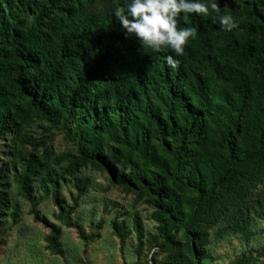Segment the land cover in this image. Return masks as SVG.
<instances>
[{
  "label": "rangeland",
  "instance_id": "374dc122",
  "mask_svg": "<svg viewBox=\"0 0 264 264\" xmlns=\"http://www.w3.org/2000/svg\"><path fill=\"white\" fill-rule=\"evenodd\" d=\"M72 2L73 6L80 7L83 16L112 14L115 17L120 3L129 0H94L91 5H87L86 0ZM217 2L221 14L231 15L236 21L243 17L239 0ZM46 5V0H5L1 14L9 30L21 35L35 21L41 22L37 17ZM61 8L59 5L45 10L46 17L41 22L44 30L47 24H53L51 20L65 18ZM199 15L216 20L211 9L207 16ZM180 18L183 20L185 15L181 14ZM242 36L243 33L210 34L204 40L197 35L190 38L183 56L190 62L191 86L185 90L202 93V88H206L210 94L230 91L238 63L228 47ZM0 57L8 68L14 61L13 46L0 45ZM13 76L11 69L0 76V88L6 98L0 110H6L10 117L8 128L0 133V192H3L0 197L9 202L7 208L0 206V264L192 262L184 229V225L190 223L195 196L188 172L177 165H172L167 172L156 169L145 163L138 152L129 154L105 132L99 133V161H85L86 143L79 136L81 129L77 121L67 114L59 116L56 124L37 118L19 98L12 83ZM253 83L255 91L242 119V141L248 139L247 118L255 108L264 107V75L255 77ZM122 88L123 85L118 90ZM98 91L93 110L106 112L117 90L98 88ZM150 98L156 102L154 96ZM90 118L96 120L92 114ZM154 144L162 155L171 156L177 139L159 137ZM186 147L191 148L189 140ZM33 161L40 165L41 171L35 181L29 183L27 199L18 178ZM112 169L129 176L133 187L113 184ZM152 173L167 186L184 214L171 233V242L156 220L157 209L144 181ZM52 183L57 184L56 197ZM244 187V204L254 208V211L249 210L250 219L244 226L232 223L233 205L236 202L239 205L241 196L229 190L207 211V218L197 229L203 234L202 242L195 241L201 251L197 264H264V168L261 176L251 178Z\"/></svg>",
  "mask_w": 264,
  "mask_h": 264
},
{
  "label": "trees",
  "instance_id": "16d2710c",
  "mask_svg": "<svg viewBox=\"0 0 264 264\" xmlns=\"http://www.w3.org/2000/svg\"><path fill=\"white\" fill-rule=\"evenodd\" d=\"M4 2L0 0V45L13 46L14 61L7 68L0 57V76L11 69L19 98L37 118L56 124L59 116L67 114L77 121L79 136L86 143L85 161H99V133L105 132L129 154L138 152L145 163L156 169L167 172L177 165L188 172L195 196L190 223L184 225L193 257L187 264H197L201 256L200 244H195L203 241V234L197 230L201 221L229 190L241 196L239 205L237 202L233 205L235 214L231 221L237 226L246 224L251 217L249 210L254 208L244 204V186L251 178L261 176L264 168V107L251 112L246 120L248 139L241 140L242 119L255 91L253 79L264 75V0H239L244 15L237 21L239 27L231 32L223 30L214 19L199 14L178 18V27L196 28L201 40L210 34L243 33L240 41L233 40L228 47L238 63L233 85L230 91L214 94L206 88H202V93L186 91L191 86L189 60L171 49L152 52L146 46L143 48L134 38L124 35L112 14L83 16L72 0H46L38 21L46 17V9L59 5L65 18L51 20L53 24H47V30L35 21L24 34L18 35L9 30L2 18ZM93 2L86 0L87 5ZM123 4L120 3V8ZM168 55L180 61L176 69L165 63ZM198 84L204 86L201 81ZM121 85L123 88L118 90ZM98 88L117 90L106 112L93 110ZM5 101L0 88V104ZM9 122L8 112L0 110V133L8 128ZM159 137L177 139L171 156L159 152L154 144ZM39 171L40 165L33 161L18 178L27 199L29 183L35 181ZM144 181L153 196L156 220L171 242V233L184 215L179 202L153 173ZM112 183L133 187L129 176L117 174L113 169ZM51 185L56 197L57 184ZM8 205V200L0 197V206Z\"/></svg>",
  "mask_w": 264,
  "mask_h": 264
},
{
  "label": "clouds",
  "instance_id": "9594fccd",
  "mask_svg": "<svg viewBox=\"0 0 264 264\" xmlns=\"http://www.w3.org/2000/svg\"><path fill=\"white\" fill-rule=\"evenodd\" d=\"M209 9L216 14L215 23L228 32L239 27L238 22L227 14H221L217 0H129L114 15L124 35L136 39L140 45L160 52L171 49L177 56L185 52V45L195 37L194 27H178L181 14H203ZM170 69H176L180 61L172 55L165 57Z\"/></svg>",
  "mask_w": 264,
  "mask_h": 264
}]
</instances>
